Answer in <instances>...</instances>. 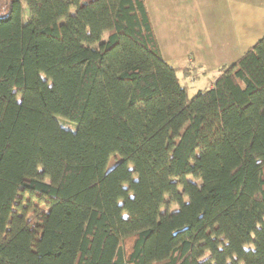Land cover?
I'll return each instance as SVG.
<instances>
[{"label": "trees", "instance_id": "trees-1", "mask_svg": "<svg viewBox=\"0 0 264 264\" xmlns=\"http://www.w3.org/2000/svg\"><path fill=\"white\" fill-rule=\"evenodd\" d=\"M192 74L145 0H0V264H264V36Z\"/></svg>", "mask_w": 264, "mask_h": 264}, {"label": "crops", "instance_id": "crops-1", "mask_svg": "<svg viewBox=\"0 0 264 264\" xmlns=\"http://www.w3.org/2000/svg\"><path fill=\"white\" fill-rule=\"evenodd\" d=\"M164 60L190 76L235 63L264 36V0H145ZM189 76V77H190Z\"/></svg>", "mask_w": 264, "mask_h": 264}, {"label": "rangeland", "instance_id": "rangeland-1", "mask_svg": "<svg viewBox=\"0 0 264 264\" xmlns=\"http://www.w3.org/2000/svg\"><path fill=\"white\" fill-rule=\"evenodd\" d=\"M179 75L182 77V74H179ZM213 77H214V73H208L205 76L202 74H200L199 76L193 75V76H190V77H187V78L181 80V82L188 86L189 95H190V97H192V96H194V94H196L198 92V90L205 89V88L209 87ZM59 120L64 127L75 128V125L72 122H70L69 120H67L63 117H59ZM119 160H120L119 156H117V155L113 156L109 161V167L114 166ZM46 212H47V208L45 206H42L41 207V213L39 216H42ZM39 216L38 215H30L28 217V222L31 225H37L39 223ZM128 247H129V243H127V248Z\"/></svg>", "mask_w": 264, "mask_h": 264}]
</instances>
